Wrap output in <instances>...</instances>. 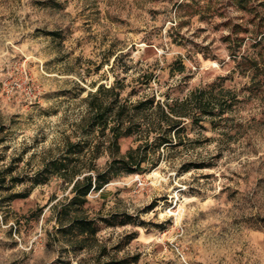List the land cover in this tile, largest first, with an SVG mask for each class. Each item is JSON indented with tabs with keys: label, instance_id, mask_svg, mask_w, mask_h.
Segmentation results:
<instances>
[{
	"label": "rangeland",
	"instance_id": "rangeland-1",
	"mask_svg": "<svg viewBox=\"0 0 264 264\" xmlns=\"http://www.w3.org/2000/svg\"><path fill=\"white\" fill-rule=\"evenodd\" d=\"M151 96L189 115L155 166L88 194L100 228L80 248L58 229L71 172L34 178L77 140L72 164L99 147L104 170L144 134L117 151L98 105ZM108 260L264 264V0H0V264Z\"/></svg>",
	"mask_w": 264,
	"mask_h": 264
},
{
	"label": "trees",
	"instance_id": "trees-1",
	"mask_svg": "<svg viewBox=\"0 0 264 264\" xmlns=\"http://www.w3.org/2000/svg\"><path fill=\"white\" fill-rule=\"evenodd\" d=\"M109 90L113 91L114 87ZM98 93L96 92V95ZM176 103L177 101L162 103L160 100H156L155 96H151L140 99L130 106L123 103L118 109L109 104L101 111L103 105L99 104L100 111L96 113L99 117L94 119L93 124L96 126L101 125L103 128H110L112 131V145L116 144L117 151L120 150L119 138L122 136H131L137 133L144 134L142 142L130 147L121 156H114L104 170L98 169L95 162V159L100 155L98 147L93 155L92 165L87 171L78 167L79 164L77 162L72 164L74 154L84 151V142L81 140L69 141L64 153L44 163L38 174L45 173V177L39 178L36 176L34 178V183H41L52 175L68 178V174L71 172L73 195L57 209V219L60 223L58 229L64 234L73 231L74 239L80 248H84L89 244L88 239H96L100 228L97 217H90L84 213L86 212L85 205L88 202V194L92 190L101 189L112 178L124 172H143L156 165L155 163L144 165L149 152L156 148L159 149L162 145L173 144L172 136L178 135L181 127L179 126L181 123L180 119L175 116L189 115L184 110L176 109ZM180 103L183 105L185 101L182 100ZM199 106V110L203 113L212 112V109H208L203 105ZM108 110H111L114 115L112 124H110L111 120L109 117L104 116V112L107 113ZM156 112L159 114L157 117L155 116ZM136 114H139L137 121L134 120ZM100 117L102 118L100 119ZM149 117L153 119L149 121ZM116 218L113 223L125 224L133 221V217L130 214L121 215L119 219L118 217ZM101 264H122V261L108 260Z\"/></svg>",
	"mask_w": 264,
	"mask_h": 264
}]
</instances>
